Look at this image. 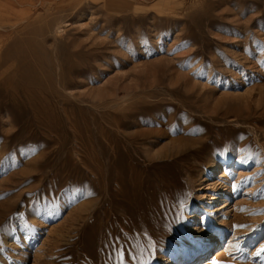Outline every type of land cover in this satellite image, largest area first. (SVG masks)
<instances>
[{
    "label": "rangeland",
    "instance_id": "1",
    "mask_svg": "<svg viewBox=\"0 0 264 264\" xmlns=\"http://www.w3.org/2000/svg\"><path fill=\"white\" fill-rule=\"evenodd\" d=\"M56 57L80 69L63 88ZM114 110L146 135L127 191L188 199L132 247L96 236L109 263L264 264V0H0V264H102L76 236L91 191H119L91 171Z\"/></svg>",
    "mask_w": 264,
    "mask_h": 264
},
{
    "label": "bare ground",
    "instance_id": "2",
    "mask_svg": "<svg viewBox=\"0 0 264 264\" xmlns=\"http://www.w3.org/2000/svg\"><path fill=\"white\" fill-rule=\"evenodd\" d=\"M159 6L161 7L166 6L164 10H161L159 12L160 16L172 15L173 11L171 8L167 7L168 6L167 1L160 2ZM66 62H67V57L57 58V64H56V68H57L56 76L58 82L57 85L62 88L67 85L66 83L67 76L69 77L71 75H74V73L80 72V69H78L79 67L75 68L73 66H67ZM114 112L115 113H113L112 115L110 113L109 115L111 116L107 117L108 126L106 128L102 127L104 130L101 132V135H97L98 139L95 138L97 141L95 142L91 153L92 154L91 159H93V163H92L93 165L91 167L92 168L91 171H93V174H95L97 178L103 177L104 179H106L105 181L109 179L111 180L113 178V175L116 174L117 181L119 182L120 185V187L117 188L119 191H117L116 189H115L116 191L114 190L91 191L90 195L88 196L90 200L87 203H84V205L82 204L80 206V209H82L81 211L85 212V214L84 216L79 217L81 219L80 221L81 225L77 229V236H76L78 241L80 242L79 251L84 255L89 256L92 253V251L96 249L99 258H101L102 264H111L107 259V252L109 251L108 242L110 240L111 241L109 244L115 243V245H117L118 244L117 236L123 233L126 237V241L125 238L121 239V242L125 241V243L124 244L119 243V245H121L125 249L128 247H132L133 245H135V242L132 239L133 238L132 234L134 233V231L138 230L141 227H144L147 230L148 234H152L153 231L158 229V227L171 224L172 220L174 219L175 213L179 211V209L183 205L186 204L188 199L187 192L181 190L179 191L178 189L177 190L174 189L173 191L172 189L171 191H163L165 194L164 202H161V200L158 198L159 197L158 193L161 191H148V188L147 191H139V190L127 191L128 190L127 185L124 183V180L126 179L125 175L129 172L128 171L129 169L127 170V165L125 164L126 160H131L132 156H134L135 153H138V151L135 148L132 149V143L137 142L140 137H144L146 135L144 131L142 132L139 130V128H141L140 126L138 128L139 131L132 132L131 129L130 130L131 133H129L130 131L127 132L128 130H125V129H129L127 128L129 127L128 124L132 121L131 119L134 117L135 114L133 111L132 112L130 111V113H125V112L121 113L122 111L120 113L119 112L117 113V111L114 110ZM126 112L128 111L126 110ZM136 117L135 119L138 120L139 117L138 118ZM99 129H96V132ZM77 131L78 130H76V132ZM79 135L81 136V134ZM83 152L85 153V150ZM79 154H81V152ZM86 162L84 164L88 168L89 163L86 164ZM161 175H162L160 176L161 178H159L158 180L162 181V183H167L168 182V179L166 178L167 174L165 173ZM130 176L131 174L129 175V177ZM221 177H225V175H222ZM136 178L134 179L132 178L133 180L131 181L132 182L131 188L133 189L136 188V186L138 189L139 186L141 185L139 180ZM113 180L116 181L115 178ZM101 182H99V184ZM166 187L168 188V185ZM163 214H164L163 220L159 221L160 215L163 216ZM99 234H103L104 236L106 235L108 236V238L110 237V240L107 238V240L105 241L95 243L94 239ZM218 251L215 252L216 255L213 258L214 261L218 259L217 258V256L219 255ZM112 261L113 260H110V262Z\"/></svg>",
    "mask_w": 264,
    "mask_h": 264
}]
</instances>
